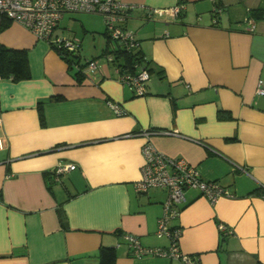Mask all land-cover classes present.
Listing matches in <instances>:
<instances>
[{"label": "crops", "instance_id": "0c3cea01", "mask_svg": "<svg viewBox=\"0 0 264 264\" xmlns=\"http://www.w3.org/2000/svg\"><path fill=\"white\" fill-rule=\"evenodd\" d=\"M121 1L184 4L177 16L150 18L141 8L124 22L149 70L142 95L106 60L113 44L97 13L80 12L84 36H103L82 60L79 50L82 63L98 64L84 66L81 82L48 40L16 21L0 30L1 45L27 52L30 76L0 79V264H95L103 244L115 247L114 264H183L136 256L122 237L134 235L143 248L171 243L156 235L168 190H134L139 132L151 129L159 130L149 138L157 151L185 159L228 192L211 202L185 190L168 222L180 229L179 250L194 264H264V96L255 89L264 80V18L252 15L264 0ZM72 15L62 16L56 35L76 36ZM58 162L76 168L54 180ZM220 224L232 233L222 235Z\"/></svg>", "mask_w": 264, "mask_h": 264}, {"label": "built area", "instance_id": "2783aa9c", "mask_svg": "<svg viewBox=\"0 0 264 264\" xmlns=\"http://www.w3.org/2000/svg\"><path fill=\"white\" fill-rule=\"evenodd\" d=\"M147 10V16L152 18L156 13L161 16L165 11L177 16L184 10L183 3L165 8H150L143 5L126 4L121 0H0V15L9 17L13 21L21 23L29 29L37 39L48 40L50 46H60L68 52H77L79 40L75 36L63 37L56 35L55 31L59 20L65 13H97L101 15L105 31L111 39L112 49L106 52L105 58L116 65L117 71L123 82L133 88L136 95L144 94L146 81L149 79V70L146 66L145 58L136 61L130 71L129 67L123 66L119 53H135L138 51L139 42L130 30L124 28V22L129 18L132 10ZM221 8L214 6V14L219 13ZM214 22L216 18L214 17ZM248 30H255L253 17L246 16ZM52 47V46H51ZM87 68L95 70L98 67L97 61L85 60ZM121 62V63H120ZM256 93L264 96V80L259 79L256 84ZM117 113H120L117 109ZM158 131L146 130L140 132L144 137L141 146L143 162L140 166V176L135 183V192L145 193L149 188H165L168 190V197L164 202L163 216L158 220L156 235L158 237L167 236L171 243L168 247L143 248L139 240L130 233L123 234L122 237L133 248L136 256L145 254H155L169 258L179 259L183 264H194L193 258L179 250L178 236L180 229L172 228L168 222L178 214L177 206L185 201V190L187 188L199 189L209 201L215 202L217 198L228 194L224 187L219 186L215 181L205 180L200 177L194 166L189 165L185 159L169 157L157 151L150 143V135ZM236 168L242 169L235 164ZM76 168V164L69 162H58L52 168L53 179L58 180L65 172ZM222 235L231 234L232 229L225 224L219 225Z\"/></svg>", "mask_w": 264, "mask_h": 264}, {"label": "trees", "instance_id": "16d2710c", "mask_svg": "<svg viewBox=\"0 0 264 264\" xmlns=\"http://www.w3.org/2000/svg\"><path fill=\"white\" fill-rule=\"evenodd\" d=\"M252 15L255 18H264V8H258L252 12ZM0 30L5 28L9 22L13 21L11 18L4 17L0 15ZM106 36L108 34L105 31ZM108 39L111 42L110 37ZM80 45V44H79ZM52 49L56 51L59 56L68 64L70 72L73 74L75 79L78 82H81L86 76L84 73V66L87 64L86 61H80L79 50L77 52H68L64 49H61L60 46L51 45ZM109 50H107L108 52ZM119 57L123 66L129 67L130 71L134 65V63L142 56L139 51L135 53H119ZM90 59H87V61ZM92 60V59H91ZM120 62V63H121ZM147 66V63H146ZM29 69L27 64V52L24 49H16L12 47H6L0 44V79L4 78H12L15 80H23V78H29ZM134 93V92H133ZM135 94V93H134ZM136 95V94H135ZM51 99L60 101L62 100V96H51ZM40 121L43 123V113L40 111ZM151 131H156L152 130ZM140 133V132H139ZM262 195L264 197V189H261ZM97 262L95 264H114L116 260L117 253L115 252V247L108 245H101L97 250Z\"/></svg>", "mask_w": 264, "mask_h": 264}, {"label": "rangeland", "instance_id": "374dc122", "mask_svg": "<svg viewBox=\"0 0 264 264\" xmlns=\"http://www.w3.org/2000/svg\"><path fill=\"white\" fill-rule=\"evenodd\" d=\"M72 19L69 21V28L72 30V32L76 33V38L79 40L80 46V55H81V60L84 58V55H91L94 52V48L98 46V40L99 37H103L100 34H96L95 38L91 37V35L84 36L85 31H83L82 26L80 25V18H81V13H73ZM68 28V29H69Z\"/></svg>", "mask_w": 264, "mask_h": 264}]
</instances>
